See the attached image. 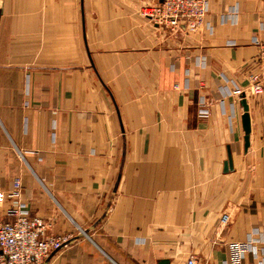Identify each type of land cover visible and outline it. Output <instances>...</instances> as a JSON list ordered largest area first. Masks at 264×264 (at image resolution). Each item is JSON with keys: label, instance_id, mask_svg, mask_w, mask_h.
<instances>
[{"label": "crops", "instance_id": "0c3cea01", "mask_svg": "<svg viewBox=\"0 0 264 264\" xmlns=\"http://www.w3.org/2000/svg\"><path fill=\"white\" fill-rule=\"evenodd\" d=\"M158 3L0 0V215L65 238L46 264H264V0H209L189 34Z\"/></svg>", "mask_w": 264, "mask_h": 264}, {"label": "built area", "instance_id": "2783aa9c", "mask_svg": "<svg viewBox=\"0 0 264 264\" xmlns=\"http://www.w3.org/2000/svg\"><path fill=\"white\" fill-rule=\"evenodd\" d=\"M210 13L209 0H159L156 5L147 6L142 14L153 24L169 30L172 33H193L203 26L213 32L214 26L206 22ZM234 14L223 16L224 20H232ZM259 46V53L255 63L259 70L251 87L254 94L264 92V44L255 42ZM204 87V85H201ZM242 93L238 88L235 94ZM204 104V102H202ZM203 113L202 116H206ZM21 182L15 180L9 188V197L15 200L20 195ZM11 221L3 220L0 215V264H46L49 256L63 248L65 238L49 234L51 224L39 217L29 215L26 205L16 203L6 213ZM224 216L222 222L226 223ZM237 248L238 259L243 258L245 252L258 253L252 247V242ZM232 261L230 260V264ZM186 264H198L196 258L191 257Z\"/></svg>", "mask_w": 264, "mask_h": 264}, {"label": "water", "instance_id": "95a60500", "mask_svg": "<svg viewBox=\"0 0 264 264\" xmlns=\"http://www.w3.org/2000/svg\"><path fill=\"white\" fill-rule=\"evenodd\" d=\"M241 106L243 109V115H242V124H243V130L245 133L244 136V148L247 151L250 147V134H251V123H250V115H249V106L246 99V94L241 95ZM232 169V154L231 151H229L228 154V161L225 163L224 172H228ZM161 264H168V261H163Z\"/></svg>", "mask_w": 264, "mask_h": 264}]
</instances>
